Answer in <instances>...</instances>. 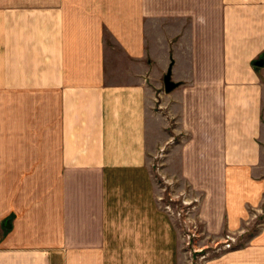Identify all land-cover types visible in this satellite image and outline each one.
<instances>
[{
  "label": "crops",
  "instance_id": "1",
  "mask_svg": "<svg viewBox=\"0 0 264 264\" xmlns=\"http://www.w3.org/2000/svg\"><path fill=\"white\" fill-rule=\"evenodd\" d=\"M262 57L264 0H0V264H179L160 153L205 264H264Z\"/></svg>",
  "mask_w": 264,
  "mask_h": 264
},
{
  "label": "rangeland",
  "instance_id": "2",
  "mask_svg": "<svg viewBox=\"0 0 264 264\" xmlns=\"http://www.w3.org/2000/svg\"><path fill=\"white\" fill-rule=\"evenodd\" d=\"M162 156L163 153H160L153 163L155 186L159 203L169 211L180 228L179 264H205L222 248H232L236 237L230 235L235 238L231 247L225 246L228 235L224 239L223 246L214 244L213 234L203 231L201 223L195 220L190 212L192 203L184 196L181 198L173 196L174 189L162 173Z\"/></svg>",
  "mask_w": 264,
  "mask_h": 264
},
{
  "label": "water",
  "instance_id": "3",
  "mask_svg": "<svg viewBox=\"0 0 264 264\" xmlns=\"http://www.w3.org/2000/svg\"><path fill=\"white\" fill-rule=\"evenodd\" d=\"M256 64L257 65H264V57L258 59L256 61ZM164 82H165V89L168 92L173 90L177 86V83L175 81H173V79H172L171 70H168V72L166 73V75L164 77ZM6 224L9 225V222H7Z\"/></svg>",
  "mask_w": 264,
  "mask_h": 264
},
{
  "label": "built area",
  "instance_id": "4",
  "mask_svg": "<svg viewBox=\"0 0 264 264\" xmlns=\"http://www.w3.org/2000/svg\"><path fill=\"white\" fill-rule=\"evenodd\" d=\"M235 240V238L231 237L230 235H228L227 237V241L225 242V246L227 247H231L232 246V242Z\"/></svg>",
  "mask_w": 264,
  "mask_h": 264
}]
</instances>
